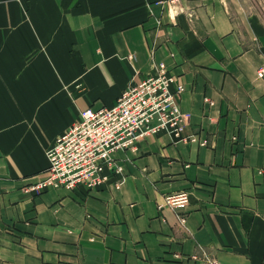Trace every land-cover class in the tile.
Returning a JSON list of instances; mask_svg holds the SVG:
<instances>
[{
	"label": "crops",
	"instance_id": "obj_1",
	"mask_svg": "<svg viewBox=\"0 0 264 264\" xmlns=\"http://www.w3.org/2000/svg\"><path fill=\"white\" fill-rule=\"evenodd\" d=\"M168 2L0 0V264H264V0ZM161 61L206 146L161 132L116 153L120 189L26 190L82 110Z\"/></svg>",
	"mask_w": 264,
	"mask_h": 264
},
{
	"label": "built area",
	"instance_id": "obj_2",
	"mask_svg": "<svg viewBox=\"0 0 264 264\" xmlns=\"http://www.w3.org/2000/svg\"><path fill=\"white\" fill-rule=\"evenodd\" d=\"M179 0H169L175 5ZM129 59L133 55L128 56ZM185 85L165 62H153V71L141 80L132 79L110 106L88 107L80 118L47 148L46 174L26 187L36 193L50 188L75 190L84 185L99 188L115 177L120 189L126 180L125 167L116 157L119 151H137V144L151 135L168 132L184 143L207 145V139L186 133L191 112L182 108L180 99ZM209 105L214 102L206 98ZM186 191L167 194L159 207L186 208ZM182 224L186 214L179 215Z\"/></svg>",
	"mask_w": 264,
	"mask_h": 264
},
{
	"label": "rangeland",
	"instance_id": "obj_3",
	"mask_svg": "<svg viewBox=\"0 0 264 264\" xmlns=\"http://www.w3.org/2000/svg\"><path fill=\"white\" fill-rule=\"evenodd\" d=\"M104 103H106V102H104Z\"/></svg>",
	"mask_w": 264,
	"mask_h": 264
}]
</instances>
